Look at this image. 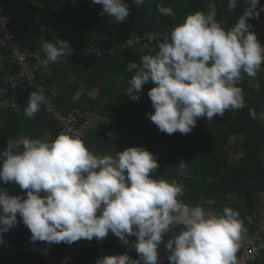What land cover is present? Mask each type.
Returning <instances> with one entry per match:
<instances>
[{
  "label": "clouds",
  "instance_id": "9594fccd",
  "mask_svg": "<svg viewBox=\"0 0 264 264\" xmlns=\"http://www.w3.org/2000/svg\"><path fill=\"white\" fill-rule=\"evenodd\" d=\"M91 2L101 5L100 14L117 23L130 14L125 0ZM238 2L228 0V10L233 11ZM243 2L247 7L231 28L217 21L212 0L207 13L195 11L177 23L154 55L140 57L142 67L126 93L138 101L143 85L154 84L147 93L154 111L146 115L161 132L188 134L198 118L212 121L226 110L245 107L237 83L242 73L255 78L264 65V46L249 23L250 18H259L264 5L260 0ZM133 3L139 8L145 0ZM156 7L164 16L175 15L171 6ZM40 45L46 72L50 64L73 52L61 38L41 39ZM35 89L23 107L29 119L47 101L43 88ZM12 107L20 113L19 106ZM249 114L257 118L255 110ZM158 167L154 154L140 146L96 155L80 138L66 133L50 141L28 136L10 139L0 151V185L13 183L26 192L11 194L0 186V243L4 233L22 222L33 243L71 245L81 239L100 240L111 232L138 255L136 259L127 252L105 255L95 264H161V244L169 253L168 264H237L238 242L246 231L239 211L225 206L221 214L210 215L200 205L185 204L179 199L182 184L150 175ZM186 173L187 165L181 161L177 175ZM175 225H182L181 230L165 242L164 235ZM129 237L136 239L130 242Z\"/></svg>",
  "mask_w": 264,
  "mask_h": 264
},
{
  "label": "trees",
  "instance_id": "16d2710c",
  "mask_svg": "<svg viewBox=\"0 0 264 264\" xmlns=\"http://www.w3.org/2000/svg\"><path fill=\"white\" fill-rule=\"evenodd\" d=\"M263 1L260 0V5ZM125 2L130 14L125 21L117 23L113 18L101 15L102 6L91 0H2L19 43L30 50L41 48V39L54 42L61 38L73 44L102 46L152 30L170 34L187 14L207 13L212 0H145L139 8L133 0ZM215 3L217 21L225 29L231 28L247 7L243 0H239L233 11L228 10V0H215ZM157 4L171 6L175 15L160 14ZM249 23L252 25L250 30L255 32L258 18H250ZM160 42L121 47L112 54L92 59L66 57L50 64V71L42 69L38 78L44 93L51 95L65 113L80 108L108 120L105 129L86 132L84 143L90 152L106 155L130 146L146 148L154 154L159 165L150 175L182 184L184 193L179 199L185 204L200 205L206 212L214 214H221L225 206L238 210L246 229L242 235H253L262 216L255 194L264 193V122L260 118V113L264 112V83L254 86L242 73L237 86L243 90L245 107L226 110L223 117L216 116L212 121L198 118L197 125L188 134L161 132L146 115L154 111L147 95L154 84L149 81L143 85L138 101L126 93L129 81L142 67L140 57L154 55ZM5 72L6 69L0 72V77ZM83 85L98 89V94L92 97L81 93ZM56 87L59 88L57 91ZM0 89L5 90L0 92V151L6 148L10 139L20 136L50 141L61 133V127L42 108L34 118L24 115L28 86L11 88L2 84L0 78ZM14 103L21 108L19 114L12 107ZM250 109L255 110L256 119L250 116ZM232 137L242 139L239 151L230 146ZM181 161L186 163L187 173L177 175ZM0 186L11 194L24 195L26 192L13 183ZM181 228L173 226L172 232L164 235V241L179 233ZM27 232L30 230L18 222L3 234L0 264H57L61 258H67L63 264H95L94 253L79 248L84 239L71 245L36 241L33 245L41 249V253H36L27 249ZM106 237L112 254L127 252L133 259L138 258L135 249L124 245L111 232ZM135 239L129 237L130 242ZM47 255L51 260L46 258ZM168 255L161 244L159 257L165 264H168ZM248 264H264V250Z\"/></svg>",
  "mask_w": 264,
  "mask_h": 264
},
{
  "label": "built area",
  "instance_id": "2783aa9c",
  "mask_svg": "<svg viewBox=\"0 0 264 264\" xmlns=\"http://www.w3.org/2000/svg\"><path fill=\"white\" fill-rule=\"evenodd\" d=\"M262 5H264V1ZM263 31L264 12H261L255 30L258 39L261 37ZM168 35L169 33L161 30H152L143 34L129 36L122 42L102 46L73 44L67 40L73 49L72 54L67 56V58L78 60L101 57L112 54L121 47L132 48L142 44H149L157 41L162 42ZM40 49L41 48L30 50L21 46L13 31L11 16L6 12L5 6L2 0H0V72L6 69V72L0 77L2 84L11 88L24 85L28 86L29 91L27 99H29L30 92L36 90L35 88H43L42 81L38 78V73L43 69L41 62L45 58V54ZM45 95L47 101L41 108L61 127V133L76 136L84 143V137L89 128L88 120L92 113L80 108H75L73 111L65 113L57 106L51 95ZM85 146L88 148L86 144ZM207 213L210 215L214 214L212 211ZM99 214L98 212L97 215ZM30 236L31 233L27 232L26 244L28 245L34 244L31 242ZM238 244L239 248L236 253L237 264H248L251 259L262 255V251L264 250V213L259 220L257 232L250 236L241 235ZM79 248H85L93 252L96 259L98 257L102 258L105 255H112L110 241L107 237L100 240L96 238H93L91 241L84 240L79 244ZM159 259L161 264H165L162 258L159 257ZM65 261H67V258H61L59 264H63Z\"/></svg>",
  "mask_w": 264,
  "mask_h": 264
},
{
  "label": "crops",
  "instance_id": "0c3cea01",
  "mask_svg": "<svg viewBox=\"0 0 264 264\" xmlns=\"http://www.w3.org/2000/svg\"><path fill=\"white\" fill-rule=\"evenodd\" d=\"M40 19H42V16L40 17ZM258 40L261 43V45L264 46V31H263L261 37ZM248 78L250 80V83L253 84L254 86H260L261 84H263L264 83V65H262V70L258 72V74H257V76L255 78L249 77V76H248ZM58 89L59 88L56 87L55 91H57ZM98 91H99L98 89L91 88L88 85H83V87L81 89V93H83L85 95L92 96V97L96 96L98 94ZM262 120L264 122V118H262ZM107 123H108V120L106 118H102L99 115L92 114L91 117L88 120V124H89L88 131L89 130H95V131L103 130V129L106 128ZM48 135H50V133H48ZM236 141H237V143H239V146H234V143ZM241 143H242V139L241 138L232 137L230 146L235 151H239L240 148H241ZM255 200H256L259 212L261 214H263L264 213V193L255 194ZM26 246H27V249L31 250L32 252L41 253V249H39V247L37 245H33V244L28 245V244H26ZM46 258L51 260L50 255H47ZM57 264H59V261L57 262Z\"/></svg>",
  "mask_w": 264,
  "mask_h": 264
},
{
  "label": "rangeland",
  "instance_id": "374dc122",
  "mask_svg": "<svg viewBox=\"0 0 264 264\" xmlns=\"http://www.w3.org/2000/svg\"><path fill=\"white\" fill-rule=\"evenodd\" d=\"M236 143H237V141L234 143V146H239V143H237V144Z\"/></svg>",
  "mask_w": 264,
  "mask_h": 264
}]
</instances>
